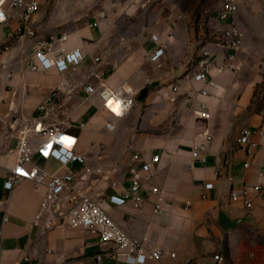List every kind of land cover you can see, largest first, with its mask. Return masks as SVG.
Segmentation results:
<instances>
[{
    "label": "crops",
    "instance_id": "crops-1",
    "mask_svg": "<svg viewBox=\"0 0 264 264\" xmlns=\"http://www.w3.org/2000/svg\"><path fill=\"white\" fill-rule=\"evenodd\" d=\"M221 1L39 0L34 17L38 36H68L55 46V56L63 51L82 52V64L64 73L31 69L35 42L14 35L17 19L0 24V264H23L25 256H31L34 264H131L127 252H119L115 263L111 255L116 246L101 243L91 230L46 228V215L37 220L45 196L43 186L23 179L12 190L4 188L15 166L20 131L43 114L39 106L51 96L57 106L46 121L64 124L79 138L77 151L93 166L96 161V167L110 173L111 179L103 181L102 174L96 173L98 179L89 181L80 166L62 167L38 155L35 164L60 174L73 171L75 188L101 202L131 234L148 237L150 249L164 251L161 261L147 264H217L216 255L225 258L224 264H264V177L260 175L264 173V109L256 111L253 104L262 77L246 64L241 50L238 70H227L233 51L213 41L204 45L215 58L212 75L217 86L207 88L209 96L190 97L187 90L199 91L205 85L193 79L194 72L184 75L185 62L199 55L197 45L207 40L200 33L195 38L188 24L193 16L204 18L205 7L216 13ZM209 21L213 31L220 28L218 20ZM6 45L12 49L5 51ZM157 47L164 50L161 64L166 69L154 72L157 64L152 57ZM169 80L177 82L167 86ZM101 84L123 94L136 90L140 105L124 116H114L96 94L84 90ZM151 84L154 88L140 99ZM177 84L183 88L179 92L173 90ZM203 101L208 117L197 112ZM137 124L144 131L139 132ZM244 127L256 132L258 145L250 157L246 147L237 143ZM205 134L213 140L204 166L195 162L192 150ZM135 154L162 158L144 175L145 202L140 210L131 203L115 206L109 202L110 196L129 189L128 169ZM247 161L250 166L246 168ZM244 185L263 188L261 194L250 190L251 211L230 197L233 189ZM153 187L162 191V212L155 211L159 196L152 194ZM223 205L234 218L252 212L257 226L243 224L226 231L218 223Z\"/></svg>",
    "mask_w": 264,
    "mask_h": 264
},
{
    "label": "built area",
    "instance_id": "built-area-1",
    "mask_svg": "<svg viewBox=\"0 0 264 264\" xmlns=\"http://www.w3.org/2000/svg\"><path fill=\"white\" fill-rule=\"evenodd\" d=\"M39 9V0H0V14H2L0 24L17 19L14 35L19 40H32L35 42L34 58L29 62L31 69L36 71L54 69L57 72L64 73L79 67L83 62V55L80 50H73L68 53L63 51L58 56L54 54L57 43L67 41L68 36H61L58 39H42L38 36L34 27V17ZM238 9L239 0H222L220 9L215 16L220 23L219 34L216 36V31L212 34L213 43L233 51L228 55L226 67L231 72H235L239 68L236 62L237 53L243 47V33L236 21ZM208 12V10H205V16L209 14ZM196 23L195 29L199 33H205L208 28V21L202 17L198 18ZM11 49L10 45L5 46V51H10ZM163 55V48L157 47L154 50L152 61L158 66H162L161 59ZM214 61L213 52L207 46H204L201 53L197 55L193 79L204 84L205 87L199 91L194 88L187 90L190 97L197 94L202 97H208L209 90L207 88L209 86H217L216 80L212 75ZM84 90L89 95L96 94L107 110L116 117L121 116L112 108L111 102L119 105L122 116L127 114L138 103L139 92L134 89H129L123 94L116 92L105 84H101L100 87L85 86ZM173 90L179 92L181 85H174ZM2 93L3 89L0 87V95ZM56 106L54 96L45 99L39 106V111L43 114L34 120L30 126L20 131L15 148V166L10 170L9 176L4 183V188L12 190L23 179L31 180L37 186H43L45 188V196L41 206V213L37 216V220L46 215V228L48 229L61 225L67 228H84L95 232L101 243L110 242L116 246V252L111 255L115 263L119 260V252H127L130 256L131 264H147L150 260L161 261L164 257V251L161 249H150L148 237H139L131 234L109 214L101 202L90 197L85 190L74 187L75 173L73 171L60 174L35 164V156L38 155L40 160L55 161L62 167L70 165L80 166L84 176H87L89 181L96 173H101L103 181L110 182V173L102 172L101 169L95 168L91 160L77 151L79 138L75 134L71 133L64 124L46 121V115L54 110ZM197 112L203 117L209 116L205 101L201 103ZM82 127H84L83 124ZM30 133L34 135V139L30 136ZM65 137L72 141L71 145L64 141ZM202 137L203 140L193 148L192 154L195 162L205 166L208 163L206 152H208V147L213 137L210 134H205ZM255 137L256 132L254 130L244 127L241 129L237 139L239 145L246 147L247 156L249 157L253 155L258 145ZM34 140L38 144H35ZM161 159L158 154L151 155L148 158H145L142 154H135L128 169L130 175L129 189L119 195L110 196L109 202L115 206L131 203L136 209L140 210L145 202L141 193L144 186V175L150 173L161 162ZM244 166L246 168L249 167V161ZM260 175L264 177V173ZM117 184V180L112 182L114 187ZM251 189L259 194L263 192L261 185H255L252 188L244 185L240 189L231 191V200L233 202L242 201L243 206L248 211H251L253 208V203L249 199ZM151 192L153 195L159 196L155 203V211L162 212L164 210L160 196L162 191L157 187H153ZM190 205L191 202H187V206ZM214 259L217 264L225 263V258L221 255H216ZM23 264H34L33 258L25 256Z\"/></svg>",
    "mask_w": 264,
    "mask_h": 264
},
{
    "label": "rangeland",
    "instance_id": "rangeland-1",
    "mask_svg": "<svg viewBox=\"0 0 264 264\" xmlns=\"http://www.w3.org/2000/svg\"><path fill=\"white\" fill-rule=\"evenodd\" d=\"M213 2L216 1H212V3ZM205 9L209 11V14L207 16H204V20L208 21V28L205 33L200 34L204 37L206 36L205 38L207 40L202 42L201 45H197L199 51H201V48L206 44L207 41L214 40V38L212 37L214 31L212 30V26L210 25L209 20L216 19L214 18L216 16V13L207 7H205ZM197 19L198 18L193 16L192 21L188 24L190 33H193L194 30V35H196L195 38L199 34L198 30L195 29ZM236 21L243 33V47L241 49V52H243L245 56L246 64L249 63L250 66L255 68L256 72L262 77L261 82L256 86L253 99V104L255 105L254 109L256 111H261L264 109V0H239V9L236 15ZM215 31L217 32H215L217 36L219 34L218 29H215ZM196 59L197 54H194V56H191L185 62L186 71L184 75H189L194 72ZM148 60L146 58V65H149ZM153 68L154 72H156V69H166V67L158 65ZM161 73L162 72H160V74ZM175 82L177 81L169 80L166 85L171 86ZM181 89H183L182 85ZM138 105H140V101ZM137 129L139 132L144 131L143 129H140V124H137ZM94 164V167L98 169V167H96V165L98 166V163L95 161ZM98 177V174L92 176V178L94 179H98Z\"/></svg>",
    "mask_w": 264,
    "mask_h": 264
},
{
    "label": "water",
    "instance_id": "water-1",
    "mask_svg": "<svg viewBox=\"0 0 264 264\" xmlns=\"http://www.w3.org/2000/svg\"><path fill=\"white\" fill-rule=\"evenodd\" d=\"M158 83L161 84L162 82H158ZM154 86H155V84H151V85L147 86L141 92L140 99L145 98L147 93L151 89H153ZM218 223L226 231L236 230L239 227H241L243 224L256 225L257 226V223L255 221V218H254V215L252 212H248L245 216L234 218L232 216V214L230 213L228 207L225 205L221 206V208L219 210Z\"/></svg>",
    "mask_w": 264,
    "mask_h": 264
},
{
    "label": "snow or ice",
    "instance_id": "snow-or-ice-1",
    "mask_svg": "<svg viewBox=\"0 0 264 264\" xmlns=\"http://www.w3.org/2000/svg\"><path fill=\"white\" fill-rule=\"evenodd\" d=\"M0 18H2V14H0ZM114 110L117 112L118 115L120 114V111H119V108L118 107L116 109H114ZM64 141L65 142H68L69 145H71V143H72V141L68 137H65L64 138Z\"/></svg>",
    "mask_w": 264,
    "mask_h": 264
},
{
    "label": "bare ground",
    "instance_id": "bare-ground-1",
    "mask_svg": "<svg viewBox=\"0 0 264 264\" xmlns=\"http://www.w3.org/2000/svg\"><path fill=\"white\" fill-rule=\"evenodd\" d=\"M110 105L112 106L113 109H116V108L118 107V108H119V111H120V114H119V115L122 116V114H121V113H122V112H121V109H120V107H119V105H118L117 103L111 102ZM115 112H116V111H115Z\"/></svg>",
    "mask_w": 264,
    "mask_h": 264
}]
</instances>
